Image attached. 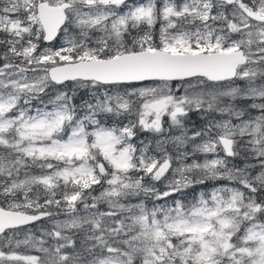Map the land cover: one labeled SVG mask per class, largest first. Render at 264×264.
Listing matches in <instances>:
<instances>
[{"label": "snow or ice", "instance_id": "snow-or-ice-1", "mask_svg": "<svg viewBox=\"0 0 264 264\" xmlns=\"http://www.w3.org/2000/svg\"><path fill=\"white\" fill-rule=\"evenodd\" d=\"M0 264H264V0H0Z\"/></svg>", "mask_w": 264, "mask_h": 264}, {"label": "trees", "instance_id": "trees-1", "mask_svg": "<svg viewBox=\"0 0 264 264\" xmlns=\"http://www.w3.org/2000/svg\"><path fill=\"white\" fill-rule=\"evenodd\" d=\"M197 119H198V117L194 115L193 116V120H197Z\"/></svg>", "mask_w": 264, "mask_h": 264}]
</instances>
